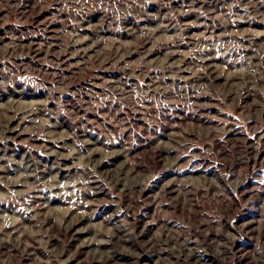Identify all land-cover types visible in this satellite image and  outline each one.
Masks as SVG:
<instances>
[{
    "label": "rangeland",
    "instance_id": "rangeland-1",
    "mask_svg": "<svg viewBox=\"0 0 264 264\" xmlns=\"http://www.w3.org/2000/svg\"><path fill=\"white\" fill-rule=\"evenodd\" d=\"M0 264H264V0H0Z\"/></svg>",
    "mask_w": 264,
    "mask_h": 264
}]
</instances>
